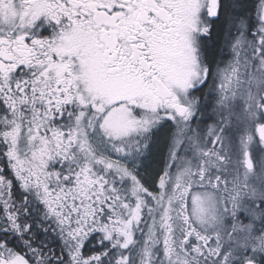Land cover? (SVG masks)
I'll use <instances>...</instances> for the list:
<instances>
[{"label":"snow or ice","instance_id":"snow-or-ice-1","mask_svg":"<svg viewBox=\"0 0 264 264\" xmlns=\"http://www.w3.org/2000/svg\"><path fill=\"white\" fill-rule=\"evenodd\" d=\"M0 264H264V0H0Z\"/></svg>","mask_w":264,"mask_h":264}]
</instances>
